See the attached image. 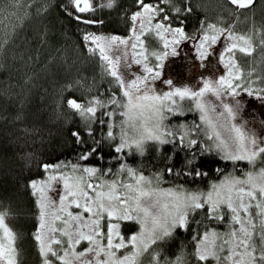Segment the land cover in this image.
<instances>
[{
	"label": "snow or ice",
	"instance_id": "1",
	"mask_svg": "<svg viewBox=\"0 0 264 264\" xmlns=\"http://www.w3.org/2000/svg\"><path fill=\"white\" fill-rule=\"evenodd\" d=\"M51 6L0 0V51L30 39L20 35L25 24ZM59 7L82 26L102 77L63 86L82 89L60 97L72 156L40 162L42 175L24 185L40 264H264V17L256 18V0H227L226 15L199 17L191 28L192 0ZM105 9L122 32L98 30ZM241 18L247 30L237 29ZM39 35L47 40L46 26ZM212 57V74H200ZM212 174L218 179L207 180ZM12 214L0 210V264H21Z\"/></svg>",
	"mask_w": 264,
	"mask_h": 264
},
{
	"label": "trees",
	"instance_id": "2",
	"mask_svg": "<svg viewBox=\"0 0 264 264\" xmlns=\"http://www.w3.org/2000/svg\"><path fill=\"white\" fill-rule=\"evenodd\" d=\"M63 2L49 0L52 6L46 16L42 20H30L20 33L30 39L26 42L17 39L7 51H0V210L7 207L13 213L6 216V222L18 234L21 264H40L32 236L34 217L25 182L42 175L40 162L72 156L71 151L64 148L66 132L64 118L60 116V97L79 96L82 89L77 86L65 90L63 86L77 80L84 81L85 85L93 80L100 83L102 77L98 59L88 54L83 43L82 26L59 7ZM129 3L130 0H121L122 7ZM192 4L196 15L189 20L190 28L199 17L215 20L226 15L227 0H192ZM256 5L259 20L264 17V7L261 0H256ZM96 14L108 21L98 30L123 31L117 13L105 9ZM224 23L230 24L232 20ZM45 26L48 38L42 41L39 34ZM247 27L248 22L243 18L237 22L238 30H247ZM64 115L69 113L65 110ZM212 179L218 177L212 174L207 178ZM204 183L200 182L202 186ZM217 226L225 227L223 223ZM181 239L186 237L182 234Z\"/></svg>",
	"mask_w": 264,
	"mask_h": 264
},
{
	"label": "rangeland",
	"instance_id": "3",
	"mask_svg": "<svg viewBox=\"0 0 264 264\" xmlns=\"http://www.w3.org/2000/svg\"><path fill=\"white\" fill-rule=\"evenodd\" d=\"M214 66H216V57H212L211 63L200 69V74H203V75L212 74ZM187 75L189 77L187 81L188 83H196L195 78L192 76L191 72H188ZM247 112L251 114L253 112V109L250 107L247 109Z\"/></svg>",
	"mask_w": 264,
	"mask_h": 264
}]
</instances>
